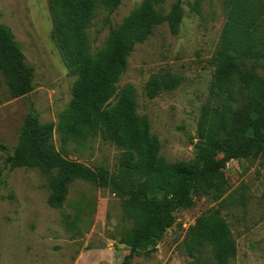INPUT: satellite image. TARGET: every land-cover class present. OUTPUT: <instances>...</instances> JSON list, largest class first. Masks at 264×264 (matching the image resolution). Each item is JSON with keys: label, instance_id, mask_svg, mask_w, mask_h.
Returning <instances> with one entry per match:
<instances>
[{"label": "rangeland", "instance_id": "1", "mask_svg": "<svg viewBox=\"0 0 264 264\" xmlns=\"http://www.w3.org/2000/svg\"><path fill=\"white\" fill-rule=\"evenodd\" d=\"M257 0H251L254 4ZM87 30L92 52L109 46L111 30L120 26L143 0H121L110 13L103 0ZM177 0H167L161 11L172 12ZM184 18L177 33L168 24L134 47L117 87L136 93L137 113L148 118L161 143L160 155L169 163H195L215 118L227 122L241 103L217 96L211 63L229 19V0H183ZM199 10V11H198ZM0 27L9 29L34 69L33 92L14 98L0 71V264H121L128 254L122 244L136 227L123 210V200L112 189L83 180L68 188L62 206L52 204V174L43 168L10 169L6 165L19 143L31 112L41 125L53 124V144L68 161L93 172L116 174L122 150L100 133L64 144L59 116L68 109L77 77L66 66L54 38L49 0H0ZM170 73L179 86L147 96L153 76ZM226 121V120H225ZM224 138V136H223ZM262 159L232 160L219 173V192L199 191L195 206L176 214L177 223L151 252L141 251L134 264H217L212 247L192 251L190 230L196 221L218 212L227 222L237 246L228 264H264V166Z\"/></svg>", "mask_w": 264, "mask_h": 264}, {"label": "trees", "instance_id": "2", "mask_svg": "<svg viewBox=\"0 0 264 264\" xmlns=\"http://www.w3.org/2000/svg\"><path fill=\"white\" fill-rule=\"evenodd\" d=\"M103 1L111 14L121 4V0ZM166 1L143 0L111 30L109 46L94 54L87 30L96 0H49L55 41L70 73L77 77L72 101L59 116L62 142L100 133L122 150L116 174L93 172L65 159L53 144L55 126L41 125L34 111L21 131L15 152L6 159L10 169L43 168L52 174V204L56 207L62 206L75 180L110 188L122 198L124 214L136 227L122 240L128 254L121 264H134L141 251L154 250L177 223L176 214L195 206V193L219 192V173L232 160L262 159L264 166V0L254 4L251 0H229V19L211 63L216 95L226 94L242 108L230 122L228 111L214 119L195 163H169L160 155L159 138L151 133L148 118L137 113L133 87L124 88L112 105L134 47L145 43L161 25L168 24L172 33L179 32L183 0H177L169 15L161 11ZM0 71L12 97L23 98L33 92L35 71L27 66L12 32L4 27H0ZM179 84L170 73L153 76L147 84V96L155 99ZM189 236L192 251L214 248L217 264H228L236 257L232 232L218 212L199 218Z\"/></svg>", "mask_w": 264, "mask_h": 264}]
</instances>
